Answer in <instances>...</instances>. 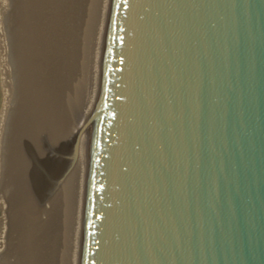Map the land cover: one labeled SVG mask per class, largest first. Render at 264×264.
<instances>
[{
	"label": "water",
	"instance_id": "1",
	"mask_svg": "<svg viewBox=\"0 0 264 264\" xmlns=\"http://www.w3.org/2000/svg\"><path fill=\"white\" fill-rule=\"evenodd\" d=\"M80 264H264V0H111Z\"/></svg>",
	"mask_w": 264,
	"mask_h": 264
},
{
	"label": "bare ground",
	"instance_id": "2",
	"mask_svg": "<svg viewBox=\"0 0 264 264\" xmlns=\"http://www.w3.org/2000/svg\"><path fill=\"white\" fill-rule=\"evenodd\" d=\"M110 1L13 0L8 39L0 20V264H80Z\"/></svg>",
	"mask_w": 264,
	"mask_h": 264
},
{
	"label": "rangeland",
	"instance_id": "3",
	"mask_svg": "<svg viewBox=\"0 0 264 264\" xmlns=\"http://www.w3.org/2000/svg\"><path fill=\"white\" fill-rule=\"evenodd\" d=\"M12 1L13 0H0V20L3 21L2 27L4 28L6 32L5 35H7L6 36L7 39H8V32H9V22H12V15H11L12 13L10 10H8L7 5H9V3L11 5ZM20 8H19V11H22L23 8L22 7ZM3 101H4V90L2 87V77H1V69H0V115L3 110ZM67 149L63 150L64 153H61L59 150H57L58 151L57 153H61V154H58L60 156L59 158H61V160L65 162L67 161V156L69 154V151ZM47 174H48V170L45 168L44 179H46Z\"/></svg>",
	"mask_w": 264,
	"mask_h": 264
}]
</instances>
